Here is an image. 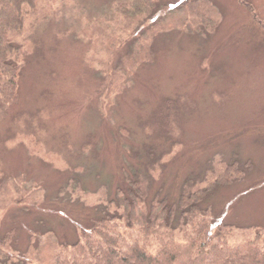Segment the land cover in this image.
<instances>
[{"label":"rangeland","instance_id":"obj_1","mask_svg":"<svg viewBox=\"0 0 264 264\" xmlns=\"http://www.w3.org/2000/svg\"><path fill=\"white\" fill-rule=\"evenodd\" d=\"M137 1L23 6L19 94L0 102V264H54L133 177L146 202L178 201L228 170L209 219L232 244L264 229V0Z\"/></svg>","mask_w":264,"mask_h":264},{"label":"trees","instance_id":"obj_2","mask_svg":"<svg viewBox=\"0 0 264 264\" xmlns=\"http://www.w3.org/2000/svg\"><path fill=\"white\" fill-rule=\"evenodd\" d=\"M26 4L34 6V0H0V102L6 104L19 94L24 58L21 53L14 56L10 32L22 28ZM135 8V14L141 12L139 6ZM170 107L165 109L167 123L172 122ZM227 174L228 170L208 185L183 193L178 201L162 197L146 202L142 182L129 179L95 218L75 221L77 237L57 243L54 264H264V229L251 240L232 244L225 239L228 225L209 219L202 206L228 184ZM178 226L185 232L183 241L172 237ZM150 238L160 245L155 252L142 244Z\"/></svg>","mask_w":264,"mask_h":264}]
</instances>
